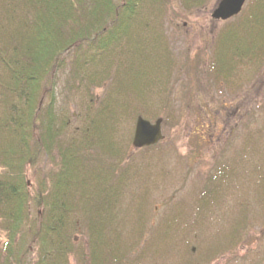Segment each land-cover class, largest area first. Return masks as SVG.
Masks as SVG:
<instances>
[{
	"label": "rangeland",
	"instance_id": "rangeland-1",
	"mask_svg": "<svg viewBox=\"0 0 264 264\" xmlns=\"http://www.w3.org/2000/svg\"><path fill=\"white\" fill-rule=\"evenodd\" d=\"M217 1L165 0L160 11L144 6L137 21L141 26L133 28V38L137 40L140 33L142 40H121L107 52L67 53L64 69L55 74V88L39 100L41 122L48 123V113L56 119L52 124L59 130L58 144L84 141V131L96 111L102 106L112 111L115 131L108 135L116 143V152L124 153L115 155L114 160L120 161L115 177L119 181L126 171V178L118 186L119 198L111 212L97 219L106 221L105 238L115 242L125 264H264V101L250 107V117L230 116L234 94L241 93L247 82L246 87L254 86L256 74L264 75V52L223 66L215 56L220 34L243 23L257 0H247L241 13L226 22L210 18ZM1 9L0 2V24L6 27ZM106 67L110 76L102 77V84L97 76ZM116 72L125 83L119 82ZM2 73L0 69V77ZM113 80L137 92L144 88V103L138 104L135 92H117L119 85L113 86ZM4 98L0 89V100ZM127 100L136 103L133 112L125 110ZM224 113L229 116L221 120ZM137 116L152 123L163 120V139L156 146L132 147ZM2 117L0 104V122ZM214 122L225 125V131ZM1 135L5 137L7 130L0 128ZM52 138L46 140L47 145L54 143ZM246 141L250 152L244 164L243 153L237 152ZM42 151L37 164L25 165L21 173L28 183L33 231L42 208L32 199L43 186V192L47 191L49 173L57 166V147H42ZM227 167H235L229 180L220 176ZM211 177L215 192L203 204L211 197L205 195ZM236 223L240 227L235 228ZM70 231L74 251L68 263L83 264L75 254L90 256L87 231L84 227ZM6 243L7 233L0 223V264H4ZM99 248L108 253L106 246ZM35 260L36 248L29 245L24 261L34 264ZM114 260L108 258L105 264H116Z\"/></svg>",
	"mask_w": 264,
	"mask_h": 264
},
{
	"label": "trees",
	"instance_id": "trees-1",
	"mask_svg": "<svg viewBox=\"0 0 264 264\" xmlns=\"http://www.w3.org/2000/svg\"><path fill=\"white\" fill-rule=\"evenodd\" d=\"M205 1L198 0V3ZM0 2L3 8L1 15L7 21L6 27L0 24V69L3 71L0 89L5 97L0 100L3 112L0 128L7 130L5 137L0 136V223L7 233L3 262L27 264L24 260L29 245H34V264H69V257L74 251L70 230L84 227L90 256L87 254V259L84 254H75L83 264H105L112 257L116 264H125V256L118 255L115 242L110 243L105 238L106 221H100L103 213L102 218H106L113 209L119 198L118 186L126 178V171L119 176V181L115 177L120 162L114 160L115 155L124 153L116 152V143L108 135V131H115L112 111L107 106L96 111V118L91 119L84 131V141L58 144L55 140L59 131L54 127L56 119L48 113V123L47 120L41 122L39 100L55 88V74L64 69V55L69 52L83 54L90 50L107 52L121 40L138 43L142 38L140 33L137 40L133 38V28L141 26L137 21L142 9L149 6L152 11L154 8L160 11V5L165 0ZM20 10L24 13L20 14ZM216 44L215 56L220 65H232L233 60L263 53L264 0L255 2L243 23L223 31ZM77 67H73V71ZM116 75L119 79L117 72ZM109 76L108 69L102 70L97 81L102 83V77L108 79ZM112 82L115 87L119 85V90L114 88L117 92H135L138 104L144 103L141 99L144 88L137 92L132 87ZM119 82L125 83V78L119 79ZM135 106L133 100H127L125 110L133 112ZM40 131L42 134L37 135ZM48 136H53L54 143L51 145H47ZM53 145L57 147V166L49 173L47 191L43 192V186L32 199L36 206L42 208L38 226L33 231L28 217V183L21 173L25 165L37 164L38 156L44 152L42 147ZM232 169L235 167L221 170L220 176L223 178L231 174ZM215 187V179L211 177L205 187V195L211 197L204 199L203 204L212 199ZM75 197L77 199L74 200ZM71 216L77 218L72 219ZM234 231H231V237ZM29 235L30 241L26 243ZM100 245L106 246L107 254L101 253Z\"/></svg>",
	"mask_w": 264,
	"mask_h": 264
},
{
	"label": "water",
	"instance_id": "water-1",
	"mask_svg": "<svg viewBox=\"0 0 264 264\" xmlns=\"http://www.w3.org/2000/svg\"><path fill=\"white\" fill-rule=\"evenodd\" d=\"M246 0H219L211 13L214 21H226L238 15ZM162 120L154 123L138 117L135 123L132 146L135 149L147 148L156 145L163 139L161 130Z\"/></svg>",
	"mask_w": 264,
	"mask_h": 264
},
{
	"label": "flooded vegetation",
	"instance_id": "flooded-vegetation-1",
	"mask_svg": "<svg viewBox=\"0 0 264 264\" xmlns=\"http://www.w3.org/2000/svg\"><path fill=\"white\" fill-rule=\"evenodd\" d=\"M257 75H259V77L257 80H255L254 86H247L246 87V84L248 83L247 82L245 85H243V88L239 87V88H242L241 93L234 94V97H233V100H232L231 106H230L233 109L231 112L232 114L230 116L233 117L234 119L236 117H238V119H240V118L244 119L247 116L250 117V107L251 106H260L263 103V101H264V75L260 76V74H256V76ZM247 81H249V79H247ZM225 109L227 110L228 108H225ZM225 109L223 111H226ZM227 116H229V115H225V113H224L223 115L220 116V119L224 120ZM214 125L220 127L221 129H223V131H225V125L218 124V123H215ZM234 126L235 125H233V128H234ZM232 129H231L230 136L232 135ZM243 149H244L243 160L246 163V161L248 159L247 158L248 149L247 148H243ZM231 172L234 173V170L232 169ZM243 172H244V177H245L246 171L243 170Z\"/></svg>",
	"mask_w": 264,
	"mask_h": 264
}]
</instances>
